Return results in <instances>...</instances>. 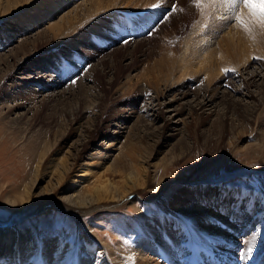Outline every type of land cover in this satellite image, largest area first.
Segmentation results:
<instances>
[{
  "label": "bare ground",
  "instance_id": "1",
  "mask_svg": "<svg viewBox=\"0 0 264 264\" xmlns=\"http://www.w3.org/2000/svg\"><path fill=\"white\" fill-rule=\"evenodd\" d=\"M30 1L25 0L26 4ZM56 1L58 0L49 1L47 8L49 9L52 5V8L55 6L58 8L62 6L61 4L64 5V2H70V0H59L58 3ZM133 1L88 0L84 5L82 4L83 6H79V11L76 8L52 25L49 28L50 36L52 35L50 38L57 40L65 32L82 37V25L92 18L103 15L106 11L114 9L125 11L128 8L139 11L140 9L137 8L139 5H145L147 8L157 0ZM183 1L178 0L177 12L181 8L184 9ZM227 1L216 0L212 6L197 9L191 0V6L187 5L185 11L190 14L194 12V15L198 17L197 24H194L192 29L194 41L185 42L186 44L180 47L179 56L178 53H172L173 55L169 54L167 59H157V62L148 60L150 57L144 60L147 66L150 62L153 66L148 72L141 74L139 90L141 88L144 93H147V87L145 85L141 87L140 84L145 81L147 86H150L153 83L150 78L154 77L156 91L147 103L149 107L147 112L149 111L151 115L148 114L149 112L145 114L142 108L138 109L142 112L138 115L133 109L129 110L128 105L123 111L121 110L122 113L116 112L117 114L111 115L113 125L118 126L113 132L116 135L110 136L112 133H106L102 138L103 147H99L101 150L95 152V148H91L90 151L94 153L89 152L83 163L77 164L76 159L85 149L86 139L90 138L91 131L96 132L97 123L102 124L99 114L94 112L96 108L103 105L104 99L97 81L98 67L103 66L102 63H96L92 68H88V72L86 71L73 87H62L63 82L54 80L55 76L48 73L47 76L40 75V79L46 77L45 85L50 88L39 92L34 89L25 91L21 86H28V79L21 77L17 85L13 86V91L4 100H0V109L5 110L3 118L10 119V125L11 123L15 125L29 123L30 116H34V109L39 103L42 106H48L51 103H57L60 106L70 102L72 107L68 105L65 110L61 109L52 116L55 119L58 118L55 124L57 127L72 128L76 135V140L68 145L67 142H63L64 133H59L60 130L59 132L46 131L33 155L35 162L30 168L28 178L20 187L18 186L20 189L0 185L1 208L7 209L4 213L12 212V218L0 224V264H179L176 259V249L172 245H181L183 235L187 234L186 231L190 233L193 249L200 253L203 261H193L189 258L184 264H255L256 259H260L257 264H264V200L255 198L254 203H250L251 197L242 198L235 187L233 188V191L237 192L235 198L231 193L227 198L218 195L225 185L230 184L231 178L244 177L242 175L246 172L242 170L241 172L234 170L221 179L201 181L196 184L182 182L183 186L177 193L168 200L158 203L160 214L149 216L143 222V226L141 225L137 231H132L133 237L138 235L132 239L135 243L133 246L122 248V243L117 246L115 242L112 246L111 238L107 240L105 233L98 231L94 225L86 223V218L89 219L93 214L120 210L122 207L134 206L141 212L138 202L144 198L145 192L150 193L151 196H158L162 182L165 180V173L175 165L174 157L163 158L158 163L150 162V159L160 153V149L165 146L168 139L179 137L180 140L188 142L190 133L195 132L191 131L192 123L199 125L198 122L201 119H205L209 126L203 130L208 135H200L208 148L212 146L219 148L224 145L226 135V145L233 147L244 138L247 140L250 133L256 132L253 138L254 143L240 148L241 152L251 150L252 154L256 155L264 151V64L262 66V63L258 62L261 64L258 66L262 69L260 71L256 69L252 71L254 67L249 66L251 58L256 57L255 55L261 57L264 62V29L255 26L249 34L235 22L234 27L224 31L220 41H216V44L214 42L215 45L212 43L211 47L203 48L195 43L196 38L200 36V24L210 16L215 18L214 16L221 15L217 11ZM227 3L236 5V0H230ZM48 9L45 8L43 12L40 9V12L45 13L50 10ZM221 10L223 9H220V12ZM238 10L237 7L227 10L230 13L228 18L230 19L231 15L234 16ZM228 18H226L227 22ZM28 27L31 26L28 25ZM93 29L90 28L93 33H96L97 30ZM136 30L141 31L140 27ZM240 32H245L244 36ZM43 39L48 43L49 34ZM129 39L132 38L129 36ZM22 41L18 43L19 48L16 54L0 57V67L3 66L7 73L15 67L19 68V65H24V63L20 64L21 61L29 64L28 56L35 53L37 45L42 43L37 37L27 42ZM143 43L141 40L120 48L132 56L135 48L139 44L145 45ZM70 45L74 46V43L70 42ZM76 46L80 47V44L77 43ZM252 48L257 49L258 52L252 54ZM221 65L235 66L241 69V72L236 76L226 75L228 77L224 79L221 75V67H223ZM17 70L24 73L26 68ZM53 71L57 73L56 70ZM23 73L20 75L22 76ZM91 76V85L82 83ZM61 78L62 76L59 77ZM192 78L195 79L187 82ZM232 80H237L240 86H243L244 92L234 88ZM206 81H209L208 84ZM35 82L39 83V78ZM251 88L257 91H250ZM95 89H99V92L96 93ZM88 93H90L89 96H87ZM19 99L25 100L26 103L18 104ZM139 100H142V96ZM166 114L170 115L169 118L172 116L171 120L176 118L177 120L169 124L170 119ZM132 116L137 119L134 130L140 132L134 134H138L142 140L146 139L145 137L155 139L152 148L149 146L142 150L137 149L128 137L132 131L127 132L128 135H125L123 142L120 141L122 132L119 130L124 129L120 125L127 123ZM65 120L69 123L65 124ZM159 123L161 124L158 126ZM131 129L132 127L129 130ZM148 130L153 132V136L146 134L149 133ZM162 137L167 138L164 144L161 142ZM28 139L21 136L20 145ZM110 152L116 155L112 156ZM263 173L264 171L260 173V176H263L260 179V191H264ZM36 179L46 183L38 195H33L31 188ZM45 200L47 202L39 203ZM48 200H54V202L50 203ZM35 205H37L35 210L30 211ZM51 209H57L61 213L80 219L82 223L79 225H82L83 229L81 236L89 245L72 248L65 238L59 239L52 233L46 237L41 236L37 225L32 227L37 229L35 232L32 229L23 232L17 227L22 214L29 212L28 216H34L41 212L49 216ZM35 235L39 239L37 242ZM187 244L188 242L184 245ZM249 246L254 248L252 258L238 259L237 252L242 249V256H245ZM181 250L182 248L177 250L180 255Z\"/></svg>",
  "mask_w": 264,
  "mask_h": 264
},
{
  "label": "rangeland",
  "instance_id": "2",
  "mask_svg": "<svg viewBox=\"0 0 264 264\" xmlns=\"http://www.w3.org/2000/svg\"><path fill=\"white\" fill-rule=\"evenodd\" d=\"M28 1L29 0H27V2ZM49 1L51 0H31L26 4L25 0H0V57L16 54L19 48L18 43L22 40L27 42V40L37 37L38 41H42L41 44L37 45V51L28 56V63L30 65L26 64L25 61L20 62V64L24 63V65H19V68H26L24 73L17 70L19 69L17 67H15L16 70H10L8 73L3 66L0 67V70H2L0 71V100H4L7 95L13 91V86L17 85V81H20L21 77L28 79V86H21L25 91L34 89L36 92H39L40 90L50 88V86L45 85V81H47L46 77L40 79V75L47 76L46 74L48 73V75L55 76L54 78L56 79L54 80H58L61 83L63 82L62 87H73L76 86L85 74L86 71L83 70L86 66H90L88 67L90 69L93 65H96V63H102L103 66L98 67L99 74L97 75V81H99L98 83L100 84V92L103 93L104 96L103 105L94 110L95 113L97 112L96 114H99V120L102 124L99 125V123H97L96 127L98 130L96 132L91 131L90 138L86 139L85 149L81 151V156L76 159V161H78L77 164H79L83 163V161L85 162V156L88 155L89 152L94 153V151L101 150L99 147H103L102 143L104 142L102 138L106 133H112L110 136L116 135L113 134V132L116 131V127L118 126L113 125L114 123L112 119H110L111 115L122 113L126 105H128L129 110L133 109L138 115L142 113L138 111L140 108L143 109L145 114L149 112H147V109L149 110L147 103L150 101V97H153L156 87L154 86L155 79L151 76L150 80L153 81V83L150 86H147L145 81H142L140 84L141 87L143 85L147 87V93H144L141 88L139 90L141 74H145L153 66L151 62L147 66L144 60L150 57L148 60L157 62V59H167L169 54L173 55L178 53L177 55L179 56V51H181L180 47L189 41H194L192 29L194 24H197L198 17L194 15V12L190 14L185 11L187 5L191 6V0H184L183 3L185 5L183 4L182 6L184 9L181 8L179 12H177L178 0H157L154 4L159 5L160 7L158 8H153V4L147 8H145V5H139L137 7L140 9L139 11L138 9L129 8L125 10L132 12L146 11V14L136 17L134 20L137 21L136 24L145 25L148 29L139 26L141 31H137L136 29H139V27L135 26L131 34H124L126 31L123 20H118L120 19L118 15H111V13L118 11V9H114L86 21L85 24L82 25V37H77L71 33L65 32L62 37L55 40L53 37L50 38L52 35L50 36L49 28L61 18L65 17V15L67 16V14L73 12L76 8L79 11V6L82 4L84 5L88 0H70L69 3L64 2V5L61 4L62 6H58V8H55L57 7L55 6L53 9L52 5L49 8L50 10L47 8ZM137 1L138 0H134L133 2ZM56 2L58 3L59 0ZM133 2L131 3L132 5L134 4ZM227 2L222 5L224 7H219L223 9L221 12L220 9L217 11L221 13V15L214 16L215 18L210 16L204 23L200 24L199 29L201 32L199 37L203 38L201 39L196 36L197 41L199 40L198 42L195 41L197 45L200 44L203 48H205L204 46H206V48L207 46L211 47L210 45L212 43V45H215L221 40L224 31H227L230 27H234L235 14L234 16L231 15L232 17L229 19L228 16H230V13L228 11L237 6ZM136 4L137 3H135V5ZM173 4L176 5L175 12L171 11ZM45 8L49 11L41 13L45 11ZM222 12H224V14ZM165 14L169 16V19L162 24L159 23ZM41 16L42 18H40ZM226 18L229 19L228 22ZM28 25L31 27H28ZM90 28H94L93 30H97V32L93 33ZM222 29L224 30L222 31ZM237 30L239 31V29ZM149 32L152 34L147 35ZM243 33L245 32H240V34L244 36ZM48 34L49 40L48 43H46L47 40L45 41L43 38L44 36H48ZM128 35L132 39H129ZM207 36H209V41ZM138 37L141 38L138 40ZM190 37L193 39L190 40ZM141 40H143V44L145 45L139 44L135 48V51L133 50L134 54H132V56L131 54L129 55L128 52H123L122 48H120L127 44L132 45L135 44V42H141ZM124 41H129L130 43L128 42L125 44L123 43ZM70 42H73L74 46H71ZM77 43L80 44V47L76 46ZM257 52V49L252 48V54H256ZM255 56V59L253 57L251 58V65L249 66L254 67L252 71L255 69L260 71L262 69L258 68V66H261L259 63H262L263 66L264 62L261 57ZM221 66H223L221 67V75L224 79L228 76H236L241 72V69L239 70L235 66ZM146 68L147 70H145ZM225 69L231 71L225 72ZM53 70H56L57 73H54ZM21 73H23L22 76L20 75ZM57 74L59 77L62 76V78L59 79ZM77 76H79L77 83L72 85L70 80ZM92 76L91 78H87L85 82L82 81V83L91 85ZM37 77L39 78V83L35 82V80L38 79ZM201 77L203 78V76ZM193 79L195 78L189 79L187 82ZM208 82L209 81H206L207 84ZM184 83H186L185 80ZM232 84L234 88L243 91V86H240L237 80H232ZM99 89H95V92L98 93ZM250 91L256 92L257 90L251 88ZM89 94L90 93H88L87 96H89ZM141 96L142 100L140 101L139 98ZM17 103L24 104L26 102L25 100L19 99ZM142 103H144L143 107H141ZM64 105L65 104L58 106L57 103H51L48 106H42L39 103L37 104V108L34 109V116H30L29 123H21L20 125L11 123L13 127L9 124L10 119L3 118L5 110H2V108L0 109V185H8L10 187L12 186L13 189H20L18 186L20 187V185L25 182V179L28 178L27 175L30 172V168L35 162V157L33 155H35V150L39 147L38 144L46 131L56 130L59 132L60 130L59 133H64L63 142H67L68 145L70 142L76 140V135L73 133L72 128L67 129V127H65L62 129L55 125L58 118H53L52 114L57 113V111L59 112L61 109L65 110L68 105L72 107V103L70 102ZM148 114L151 115L150 112ZM166 115L167 118H169L170 115ZM171 118L172 116L169 118L170 120H168L169 124L177 120V118L175 120H171ZM136 121L137 119L132 116L127 123L120 125V127L124 128L119 130L122 132L120 141L123 142L126 137L125 135H128L127 132L132 131V133H129L130 135L128 137H130V142L134 143L137 149L142 150L149 146L152 148L153 144H155V139L144 136L146 139H144L145 141L142 140L138 135L140 132L134 130ZM68 123V120H65V124ZM161 123H159L158 126ZM198 124L199 125H195L192 123L191 131L195 132L190 133L188 142L180 140L179 137L168 139L165 146L160 149V153L154 155L150 159V162L158 163L163 158L167 159L174 157L175 161L173 162H175V165L165 173V180L162 182L160 194L158 196H151L150 193L145 192L143 195L144 198L138 202L142 214L137 211L138 209L134 206L130 208L122 207L120 210L93 214L89 219L86 218V223L94 225L98 231L105 233V238L107 240L111 238L112 246H114L115 242L117 246L122 243V248H126V246H133L135 243L132 239L138 236L135 235V237H133L132 231H137L141 225L143 226V222H145L149 216L160 214L158 203H162V200H168L177 193L183 186L181 184L182 182L196 184L201 181L221 179L234 170L236 172H241L242 170L246 172L242 175L244 177L231 178L232 180H229V183L240 185L248 179L254 181V183L257 182L256 187L260 190V179L263 177L260 176V173L264 171V151L260 154L256 152L257 154L254 155L251 150L241 152L240 149L254 143L253 138L256 132L251 131L252 133L249 134L247 140L244 138L236 145L234 144L233 147H228L226 145V135V137H224V145H221L219 148L213 146L208 148L207 145H205L207 143H204L200 138L201 134L208 135L207 132L203 131L209 127L208 123H206L205 119H201ZM252 125L254 126V122ZM131 127L132 129L129 130ZM136 132L138 134H134ZM148 132L149 133H146L147 135L150 134V136H153L151 130H148ZM21 136H23L24 139L25 137L29 138L23 145H20L21 141H19ZM161 139L163 143L167 138L162 137ZM159 146H161V144ZM227 147L229 149H227ZM91 148H95L94 151H90ZM148 153H150L149 150ZM110 154L112 156L116 155V153L113 152H110ZM45 183L46 182L41 179H36L34 184H32V194L38 195ZM42 202L45 203L47 200L39 203ZM48 202L53 203L54 200H48ZM36 206L37 205L33 206L30 211H34ZM5 210H2L0 202V224H4L12 216V212L4 213ZM28 214L29 212L22 214L17 222V227L20 231L23 230V232H27L32 229L34 225H37L39 228L38 233L41 236L46 237L48 234L52 233L59 239L65 238L72 248H80L83 247V245H89L81 236L83 229L81 228L82 225H79V223H82L80 219L76 218V220L74 216H68L57 209H51V212L48 213L49 216L43 215L41 212L34 216H28ZM32 230L35 232L37 229L33 228ZM34 237L37 242L39 240L37 235Z\"/></svg>",
  "mask_w": 264,
  "mask_h": 264
},
{
  "label": "snow or ice",
  "instance_id": "3",
  "mask_svg": "<svg viewBox=\"0 0 264 264\" xmlns=\"http://www.w3.org/2000/svg\"><path fill=\"white\" fill-rule=\"evenodd\" d=\"M194 6L197 9H203L206 6H212L216 3V0H193ZM236 6L239 8L238 11L235 12V22L238 26L244 29L245 32H248L249 34L252 33V30L255 26L260 27L261 29H264V0H236ZM153 8L160 7L159 5H153ZM171 11H176V5L173 4L171 7ZM169 19V16L165 14L163 16V19L159 23H164ZM152 33L149 32L147 35H151ZM129 41H124L123 43L127 44ZM255 59V57H254ZM88 67L86 66L83 71H87ZM225 72L231 71L229 69H225ZM79 79V76L74 77L72 80H70V83L72 85H75ZM257 182L254 183L252 180H247L244 183L240 185H225L224 189L218 193L220 197L227 198L228 195L231 193L233 198L237 195V192L233 191V188L235 187L238 189V192L242 198H249L250 203H254L255 198H261L264 200V191H260L256 187ZM145 211V209H144ZM163 222V221H162ZM187 241L183 242L181 245H175L173 244L172 247L176 249V259L181 264V256L177 250H180L182 248V245L186 244ZM186 249H184L185 251ZM189 250V249H187ZM254 248L252 246H249L246 251V255L242 256L241 259H247L250 260L253 255Z\"/></svg>",
  "mask_w": 264,
  "mask_h": 264
}]
</instances>
